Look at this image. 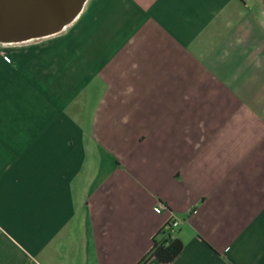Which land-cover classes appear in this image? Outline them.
Listing matches in <instances>:
<instances>
[{"label":"crops","instance_id":"obj_1","mask_svg":"<svg viewBox=\"0 0 264 264\" xmlns=\"http://www.w3.org/2000/svg\"><path fill=\"white\" fill-rule=\"evenodd\" d=\"M0 45V264H137L169 215L143 264H264V0H86Z\"/></svg>","mask_w":264,"mask_h":264},{"label":"water","instance_id":"obj_2","mask_svg":"<svg viewBox=\"0 0 264 264\" xmlns=\"http://www.w3.org/2000/svg\"><path fill=\"white\" fill-rule=\"evenodd\" d=\"M86 0H0V43H20L60 32Z\"/></svg>","mask_w":264,"mask_h":264},{"label":"trees","instance_id":"obj_3","mask_svg":"<svg viewBox=\"0 0 264 264\" xmlns=\"http://www.w3.org/2000/svg\"><path fill=\"white\" fill-rule=\"evenodd\" d=\"M169 222H165L152 236L149 250L140 258L137 264H143L153 257L161 263H168L180 252L181 241L172 237Z\"/></svg>","mask_w":264,"mask_h":264},{"label":"built area","instance_id":"obj_4","mask_svg":"<svg viewBox=\"0 0 264 264\" xmlns=\"http://www.w3.org/2000/svg\"><path fill=\"white\" fill-rule=\"evenodd\" d=\"M163 209H165L168 212V214H169L168 209H166V207H164L161 204H157V205H155L153 207V211L156 212V213L161 212V210H163ZM166 222H169V224H170V227H169L170 228V231H173V229L177 226V223H178L177 219L174 218L172 215H169L168 216Z\"/></svg>","mask_w":264,"mask_h":264},{"label":"rangeland","instance_id":"obj_5","mask_svg":"<svg viewBox=\"0 0 264 264\" xmlns=\"http://www.w3.org/2000/svg\"><path fill=\"white\" fill-rule=\"evenodd\" d=\"M0 44H4V43H0ZM1 46V45H0Z\"/></svg>","mask_w":264,"mask_h":264}]
</instances>
